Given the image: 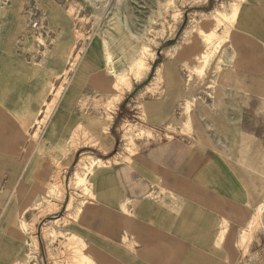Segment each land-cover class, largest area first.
Listing matches in <instances>:
<instances>
[{
  "label": "crops",
  "instance_id": "obj_1",
  "mask_svg": "<svg viewBox=\"0 0 264 264\" xmlns=\"http://www.w3.org/2000/svg\"><path fill=\"white\" fill-rule=\"evenodd\" d=\"M231 35L221 55L226 61L229 53L230 65L199 81L216 85L196 97L163 71L161 98L151 91L155 77L133 82L108 122L81 109V91L70 88L68 105H56L36 146L71 184L60 212L46 221L52 226L38 217L32 261L21 218L28 225L30 196L46 192L23 181L22 148L46 80L38 68L0 59V264H243L242 233L256 211L264 218V140L238 121L248 100L264 99V0H241ZM47 59L60 64L54 54ZM88 80L76 75L75 82ZM128 118L151 136L123 142ZM77 179L85 188L74 192Z\"/></svg>",
  "mask_w": 264,
  "mask_h": 264
},
{
  "label": "rangeland",
  "instance_id": "obj_2",
  "mask_svg": "<svg viewBox=\"0 0 264 264\" xmlns=\"http://www.w3.org/2000/svg\"><path fill=\"white\" fill-rule=\"evenodd\" d=\"M240 3L241 0H0V59L11 58L14 64L38 68L46 80L43 108L39 117L30 121L28 146L22 148L26 161L21 172L23 181L30 188L46 192L33 201L30 196L28 225L24 215L21 218V228L29 238V261L38 253V217H45V222L54 219L60 212L63 190L71 184L62 166L36 146L54 111L48 108L55 96L56 105H68L70 88L74 91L78 87L82 93L78 106L108 121L117 107L119 90H125L130 82L132 86L133 82L156 79L165 71L182 80L196 97L195 93L207 85L199 81L207 75L218 76L231 63L229 53L226 61L221 55L229 47ZM104 43L109 44V53ZM52 54L60 60L57 66L47 59ZM139 58L149 68L137 82L133 80V64ZM95 74L99 76L96 81L90 79ZM76 75H87L89 80L78 85ZM151 91L161 98L163 80H157ZM193 102L191 98L185 101L188 125L195 109ZM242 108L247 113L238 115V121L241 118V123L246 120L252 124L251 135L264 140V99L248 100ZM128 119L120 128L123 142L132 145L151 136L144 126L132 121L134 118ZM153 139L159 141L160 135ZM15 182L14 186H20V181ZM73 184L74 192L85 188L84 180L77 179ZM74 197L78 199L79 195ZM239 246L243 264H264V218L257 211L242 233Z\"/></svg>",
  "mask_w": 264,
  "mask_h": 264
},
{
  "label": "bare ground",
  "instance_id": "obj_3",
  "mask_svg": "<svg viewBox=\"0 0 264 264\" xmlns=\"http://www.w3.org/2000/svg\"><path fill=\"white\" fill-rule=\"evenodd\" d=\"M116 24V23H115ZM114 24V25H115ZM113 25V26H114ZM117 25H118V23H117ZM116 25V26H117ZM119 26V25H118ZM109 28V27H108ZM111 28H113V27H111ZM120 28V27H119ZM117 30H119V29H117ZM121 30V29H120ZM118 32V31H117ZM121 32V31H120ZM120 35V34H119ZM105 36V35H104ZM125 36V35H124ZM106 40V39H105ZM127 42V41H126ZM103 43V42H102ZM106 44L107 43H104V47L108 50V53H109V49H108V47H106ZM113 44H114V42H113ZM107 45H109V44H107ZM112 45V44H111ZM119 59V58H118ZM75 61H76V59H74ZM129 60V59H128ZM127 60V61H128ZM126 61V62H127ZM133 66H134V74H133V80L134 81H137V82H139L140 80H142V78H143V76L146 74V72L148 71V68H149V66H148V64L146 63V61L144 60V59H142V58H139V59H136L135 60V62H134V64H133ZM156 80H161V74L160 73H158V76H157V78H156ZM104 84V83H103ZM130 87H131V82L130 83H128V85H126V89L125 90H128V89H130ZM153 88V87H152ZM125 90H119L118 92H117V94H116V96H117V105L120 103V101H121V99H122V97L124 96V92H125ZM57 100H58V96H55V98H54V100H53V102L51 103V105L49 106V108L48 109H53V108H55L56 107V104H57ZM111 119H112V117L111 118H109V120H108V122L109 121H111ZM122 129V128H121ZM77 137V136H76ZM78 140V139H77ZM89 159V158H88ZM85 160V159H84ZM84 160L82 159V161L80 162V164H79V167L80 168H86V166L84 165ZM92 160V159H91ZM79 169V168H78ZM80 170V169H79Z\"/></svg>",
  "mask_w": 264,
  "mask_h": 264
}]
</instances>
